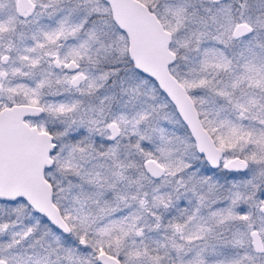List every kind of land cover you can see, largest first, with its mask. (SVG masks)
Here are the masks:
<instances>
[{
    "label": "snow or ice",
    "instance_id": "1",
    "mask_svg": "<svg viewBox=\"0 0 264 264\" xmlns=\"http://www.w3.org/2000/svg\"><path fill=\"white\" fill-rule=\"evenodd\" d=\"M0 264H264V0H0Z\"/></svg>",
    "mask_w": 264,
    "mask_h": 264
}]
</instances>
